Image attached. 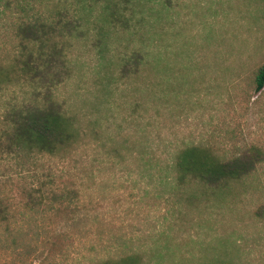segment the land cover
I'll return each instance as SVG.
<instances>
[{
  "label": "rangeland",
  "instance_id": "374dc122",
  "mask_svg": "<svg viewBox=\"0 0 264 264\" xmlns=\"http://www.w3.org/2000/svg\"><path fill=\"white\" fill-rule=\"evenodd\" d=\"M7 1L0 71L15 70L0 79V264H264V0H141L124 29L56 26V51H34L25 73L34 36L23 21L57 24L59 5L20 13ZM55 1L78 20L72 0ZM97 10L115 18L110 4ZM50 101L71 121L70 144L54 156L12 145L17 112ZM188 147L220 161L259 155L240 180L181 181L174 163Z\"/></svg>",
  "mask_w": 264,
  "mask_h": 264
},
{
  "label": "trees",
  "instance_id": "16d2710c",
  "mask_svg": "<svg viewBox=\"0 0 264 264\" xmlns=\"http://www.w3.org/2000/svg\"><path fill=\"white\" fill-rule=\"evenodd\" d=\"M38 1L43 2L45 0H9L5 4V8L10 9L11 5H14L16 8L20 7V13H23L26 12V9L32 10ZM52 2H56L59 5V7L56 6L59 12L56 19L57 24L53 23L50 17L40 15L36 17L26 16V20H32L29 22L23 21V24L26 23L27 25L25 31L30 32L34 36V38H27L32 48L30 50H27V48L23 49L30 56V62L25 63L22 67L24 73L36 66L35 62L38 60H35L37 58H33L34 51H38L40 55L44 54L41 50L47 49V47L51 51H56L59 45L58 39L55 37L56 26H60L61 28L72 26L76 30L84 25H94L97 27V23L99 22V24L120 26L121 29H124L129 25V21L136 18L137 14L141 11L140 5L142 3L141 0H72L65 4L75 7V12L79 13V16H75L78 20L73 21L69 18V15L64 17L62 11L68 10L61 9V5L57 1L48 0L46 4ZM85 4H88L87 10L91 4H96V9L93 11L83 10V8H86ZM109 4L115 9L114 12H109L114 14L115 18L98 17L101 11L97 10V8L105 5L108 6ZM92 15H95V17L91 19ZM83 20L85 22L80 25L79 22ZM19 27L21 28L22 25L19 24ZM95 27L92 28L95 29ZM33 46L36 49H33ZM23 47H25L24 44ZM33 59L35 61H33L32 65L31 61ZM14 65L10 64L6 72L0 71V79L4 80V78L9 77L12 73L11 71L15 70ZM255 85L256 92L264 88V65L257 71ZM15 116L16 118L13 122L9 138L11 144L36 156L43 154L54 156L59 150L70 144L74 138L75 132L73 131L70 119L64 116L57 105L51 101L42 107L32 106L21 110ZM258 155L259 153L245 152L231 160L220 161L209 153L208 150L198 147H188L178 153L174 168L181 181L192 178L203 183L225 185V183L240 180L248 176L253 171ZM100 264H139V258L137 256H128L115 262L107 261Z\"/></svg>",
  "mask_w": 264,
  "mask_h": 264
}]
</instances>
